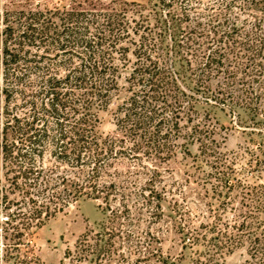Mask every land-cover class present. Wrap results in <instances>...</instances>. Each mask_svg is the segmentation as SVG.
I'll return each instance as SVG.
<instances>
[{
    "label": "trees",
    "instance_id": "16d2710c",
    "mask_svg": "<svg viewBox=\"0 0 264 264\" xmlns=\"http://www.w3.org/2000/svg\"><path fill=\"white\" fill-rule=\"evenodd\" d=\"M257 12L264 0H69L0 10V264H44L39 231L85 199L98 201L106 219L67 249V264H220L239 249L244 264H264ZM122 93L115 131L103 135L99 112ZM200 103L229 111L250 137L241 153L220 149ZM185 139L199 144L207 186L194 225L167 176L180 148L190 152ZM164 223L194 249L189 262L156 248Z\"/></svg>",
    "mask_w": 264,
    "mask_h": 264
},
{
    "label": "rangeland",
    "instance_id": "374dc122",
    "mask_svg": "<svg viewBox=\"0 0 264 264\" xmlns=\"http://www.w3.org/2000/svg\"><path fill=\"white\" fill-rule=\"evenodd\" d=\"M65 3L69 0H0V10H4L8 7H25V8H44L47 5H52L54 2ZM127 2L148 3L151 0H123ZM205 2V1H204ZM206 3V2H205ZM260 17L264 12H257ZM249 15V16H248ZM242 16L240 21L246 18L252 19V15L255 13ZM170 43V41H168ZM185 67H188L184 62ZM178 66V64H177ZM2 85V70L0 64V86ZM125 95L122 93L118 97H114L113 103L104 110L99 112L100 125L99 131L103 135L113 133L115 131V123L117 117L118 106L121 104ZM198 116L204 119L206 116H210L209 124H216V140L220 144V149L232 156L234 153H241L246 146L250 137L244 132L243 129L237 128L233 123V117L229 111L223 110L220 107H209L204 103L197 105ZM262 127V126H261ZM263 133L258 136L262 139L264 135V127L260 128ZM181 143L187 144L189 154H185L183 149L180 148L178 155L169 164L170 184L175 183L176 186H180L179 190H176V198L180 200L185 219L192 221L196 220V214L200 206L198 200V194H205L206 185L202 181L204 172H201L197 166L201 164L199 144L190 141V139L182 140ZM198 158V159H197ZM245 160L242 159L239 162V166ZM204 165V163H203ZM237 165V166H238ZM203 171H210L209 167L202 166ZM119 171H124V167H119ZM260 183L264 185V174L259 179ZM4 182V175L2 170V164L0 159V190ZM185 197L181 202V198ZM172 198L169 197L164 204L166 214L171 213L170 202ZM106 219V214L99 206V202L91 199L81 200L77 204L71 206L64 213L58 215L56 218L49 221L38 233L36 243L37 250L40 258L44 264H67L65 259V252L69 248H73L76 241L81 235L89 230H96ZM170 221L169 218H164ZM163 219V220H164ZM164 228L160 232L156 248L161 247L164 255L180 256L184 254L186 257V263L194 257V249H183L180 235L175 232L171 227H167L164 223ZM168 230V232H167ZM163 233V234H162ZM162 242V243H161ZM247 253L245 249H239L232 254H226L219 257L220 264H244L247 259ZM143 264V263H141Z\"/></svg>",
    "mask_w": 264,
    "mask_h": 264
}]
</instances>
